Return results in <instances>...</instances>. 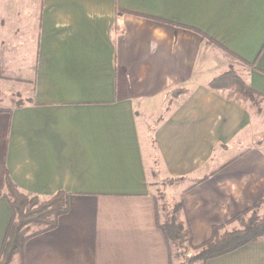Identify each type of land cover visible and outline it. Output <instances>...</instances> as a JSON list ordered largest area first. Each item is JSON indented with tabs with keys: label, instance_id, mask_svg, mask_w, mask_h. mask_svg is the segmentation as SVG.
I'll return each instance as SVG.
<instances>
[{
	"label": "crops",
	"instance_id": "0c3cea01",
	"mask_svg": "<svg viewBox=\"0 0 264 264\" xmlns=\"http://www.w3.org/2000/svg\"><path fill=\"white\" fill-rule=\"evenodd\" d=\"M228 71L258 106L207 87ZM0 81V249L5 174L69 195L18 264H171L156 176L187 185L167 195L193 248L255 205L264 217V0H0ZM206 264H264V242Z\"/></svg>",
	"mask_w": 264,
	"mask_h": 264
},
{
	"label": "trees",
	"instance_id": "16d2710c",
	"mask_svg": "<svg viewBox=\"0 0 264 264\" xmlns=\"http://www.w3.org/2000/svg\"><path fill=\"white\" fill-rule=\"evenodd\" d=\"M119 14L120 12H117V16ZM207 87L212 91L227 92L228 100L250 102L255 106H258L262 99L233 71H228L212 79ZM15 106L18 108L20 104H15ZM181 181V179L171 180L167 184L173 185ZM204 181L195 182L188 190ZM3 188V197L11 210V221L0 249V264H11L15 256L22 255L28 240L57 228L59 218L68 214L69 195L60 192L46 200L28 196L20 193L6 174ZM155 203L159 216V199L155 198ZM258 206L255 205L235 217L233 221L239 224V229L222 232L223 227H213L209 240L201 246L193 248L190 231L180 222L183 205L181 202L177 203L172 210L170 219L160 223L157 216V227L163 234L170 263H172L173 253L177 249L188 248L196 252L195 256L185 258L182 264H206L210 260L233 253L247 244L264 242V218H259L256 212Z\"/></svg>",
	"mask_w": 264,
	"mask_h": 264
},
{
	"label": "rangeland",
	"instance_id": "374dc122",
	"mask_svg": "<svg viewBox=\"0 0 264 264\" xmlns=\"http://www.w3.org/2000/svg\"><path fill=\"white\" fill-rule=\"evenodd\" d=\"M9 76L14 79V78H17L18 74H9ZM6 85L12 86L13 89H11L10 93H14L16 90H18V87H20L21 83L18 80L12 81V82L8 81V82H6ZM3 86H4L3 83L0 81V108L5 106L4 105L5 103L7 105V102L9 101L7 99L9 97L7 90H5V88ZM20 91L22 93L24 92V90L21 89V87H20ZM29 92H30V85H28L26 88V93H29ZM6 99H7V101H6ZM236 102H240V101H236ZM263 139H264V130L258 129L257 140H263ZM151 153H153V152H151ZM147 156L149 158V156L151 157L152 154H150V152H147ZM155 158H156L155 154H153V158H151V159L155 160ZM168 181L169 180H164L161 177L156 176V183H155V188H154L155 194L154 195L156 196L157 199H159V203H160L159 215H160V219L162 222H165L166 220L171 218L172 210L174 209L175 205L177 204V201L171 199L170 194L167 195V192L173 188L174 189V192L172 193V195H173V194L177 193L178 190H180L182 187L187 186L186 184H183L182 182H180V183L178 182V183L173 184V185H168L167 184ZM172 200H173V202H172ZM259 218H264V217L259 216ZM34 230H32V231H34ZM195 254H196L195 251H192L191 249H188V248L185 250L184 249H177L173 253V259H172L171 264H182L185 258H191V257L195 256ZM11 264H18V257H15Z\"/></svg>",
	"mask_w": 264,
	"mask_h": 264
}]
</instances>
